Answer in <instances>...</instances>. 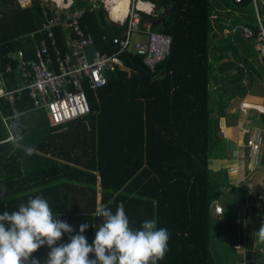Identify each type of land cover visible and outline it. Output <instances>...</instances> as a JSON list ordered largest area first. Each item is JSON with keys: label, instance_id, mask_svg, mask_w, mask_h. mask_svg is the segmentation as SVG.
Wrapping results in <instances>:
<instances>
[{"label": "trees", "instance_id": "trees-1", "mask_svg": "<svg viewBox=\"0 0 264 264\" xmlns=\"http://www.w3.org/2000/svg\"><path fill=\"white\" fill-rule=\"evenodd\" d=\"M73 1L70 11L79 14L92 49L116 53L113 41L128 25L109 22L101 0ZM142 1L166 11L163 24L152 23V29L172 39L169 56L155 70L143 57L122 53L129 72L106 73L98 89L85 85L89 113L56 126L45 108L34 107L27 90L13 104L0 100V214L41 195L78 232L82 223L102 222L95 215L99 206L115 212L123 202L133 228L156 219L169 230V251L159 264H217L213 247L220 242L226 264H235L239 244L248 264H264V242L255 235L264 223V197L234 188L236 207H246L245 220L216 219L213 204L225 194L210 170L215 95L226 107L256 83L264 91V53L255 48L264 30L259 0H224L220 5L227 8L219 11L212 0ZM249 5L252 11L241 16L232 10ZM52 16L42 0L29 6L0 0V70L9 90L23 85L9 54L23 50L27 59L36 58L37 47L48 42L43 26ZM53 31L66 52V33ZM241 37L247 47L238 43ZM4 117L16 141L8 140ZM29 147L36 149L32 156L26 155ZM95 232L89 227L84 233L89 243ZM67 241L65 234L61 242ZM47 251L42 247L33 255L44 260Z\"/></svg>", "mask_w": 264, "mask_h": 264}, {"label": "built area", "instance_id": "built-area-1", "mask_svg": "<svg viewBox=\"0 0 264 264\" xmlns=\"http://www.w3.org/2000/svg\"><path fill=\"white\" fill-rule=\"evenodd\" d=\"M24 1L20 0L22 4L25 3ZM104 2L111 15L109 1ZM143 2L133 0V4H130L123 23L128 25V29L122 38L113 41V44L119 48L113 54L92 49L93 39L81 28L79 14L70 11L74 4L73 0H68L67 6L50 7L47 3L49 10L53 12V16L43 26L48 42L43 41L37 47L34 59H27L23 50L9 54L8 59L17 65L18 76L23 85L10 92L4 72L0 70V99L13 104L17 95L27 90L32 97L34 107L45 108L50 123L56 126L84 117L89 113L90 105L85 85L89 89H98L106 84V73L117 70L129 72L120 57L122 53L143 57L147 67L155 70L169 56L172 39L168 35L154 31L151 21H143L144 11L148 12L144 14L149 15L156 10L155 5L149 2L144 4H148L150 9L140 8L139 4ZM56 29L66 33V52H62L57 46L53 31ZM243 30L245 37L252 36L248 28ZM134 34L143 36L145 39L133 40ZM258 41L256 48L264 53L263 29L259 33ZM12 70L13 66L9 65L8 72ZM241 110L243 113L247 111L244 105L241 106ZM4 122L8 127V140L16 141L9 127V118L4 117ZM251 137L247 146L255 156L264 147L263 132L255 130ZM261 160L262 155L260 154L254 166L255 169L260 168ZM214 214L218 217L223 216V209L215 208ZM245 215L244 211L238 214V222L244 220ZM236 250L245 254V249L241 244L236 246ZM43 261L41 260V264ZM237 264H248V262L244 259Z\"/></svg>", "mask_w": 264, "mask_h": 264}, {"label": "clouds", "instance_id": "clouds-1", "mask_svg": "<svg viewBox=\"0 0 264 264\" xmlns=\"http://www.w3.org/2000/svg\"><path fill=\"white\" fill-rule=\"evenodd\" d=\"M35 151L29 147L26 155ZM59 215L41 195L0 214V264H41L33 254L42 247L48 249L43 264H159L169 251V230L156 219L133 228L123 202L115 212L99 206L95 215L102 222L82 223L78 232ZM89 227L96 228L92 243L84 234ZM65 234L68 241L61 242ZM255 235L264 242V223Z\"/></svg>", "mask_w": 264, "mask_h": 264}, {"label": "crops", "instance_id": "crops-1", "mask_svg": "<svg viewBox=\"0 0 264 264\" xmlns=\"http://www.w3.org/2000/svg\"><path fill=\"white\" fill-rule=\"evenodd\" d=\"M111 1L109 3L111 5L110 10L112 20L122 22L127 13L129 4L128 0ZM141 2L143 1L141 0ZM142 7L150 9L148 4H143ZM155 8L157 7L155 6ZM257 85L258 84L256 83L251 89V92L245 98H235L231 100L226 107H224V105L220 107L221 102L224 101H217L218 94L217 96L215 95L214 98L215 108L213 109L214 120L212 135L222 153H220L215 159L213 170L215 172L223 171V174L228 175V180L224 181L225 188H222L225 190L223 194L232 193L234 188H240V185L243 182L250 180V178L262 167L261 164L260 168L257 170L255 169L256 167L252 166V158L249 156V149L246 146L248 139L255 130L264 131V121L262 120V117L264 116V91L261 90L260 93V89L258 90L259 86L255 88ZM0 100L8 102L5 99ZM243 105L246 107V114L241 113V106ZM260 154L263 156L264 147ZM248 158L251 160L250 164ZM249 194L252 195L251 192H249ZM255 198L260 199L261 195L259 197H256L255 195ZM247 199L248 193H245V202H247ZM230 201L235 204L237 203V199L235 198H232V200L230 199ZM213 207L212 212L216 219L220 220L224 215H230L229 211L226 212L222 205L219 204V201H216L213 204ZM217 207L223 209V216L218 217L214 214L215 208ZM245 208L239 210V205L236 207V218H238V214L241 212L244 211L245 213ZM242 221H239V223ZM244 259L247 261L246 255L242 251L238 252L235 256V264L241 263Z\"/></svg>", "mask_w": 264, "mask_h": 264}, {"label": "rangeland", "instance_id": "rangeland-1", "mask_svg": "<svg viewBox=\"0 0 264 264\" xmlns=\"http://www.w3.org/2000/svg\"><path fill=\"white\" fill-rule=\"evenodd\" d=\"M33 0H25L24 2V6H29L31 4ZM42 1H45L46 3L49 4L50 7H54V6H67V3H68V0H42ZM103 5L105 6L106 8V5L104 1H111V0H101ZM224 0H212V5H213V8L216 9L217 11L219 10H222L224 8H227V6H222L220 5V3H222ZM112 2V1H111ZM113 3V2H112ZM130 4L132 5L133 4V0H130ZM130 6V5H129ZM256 3H255V8H256ZM259 7H260V11L262 13V15H264V3L262 2V0H259ZM107 12H108V21L111 22V23H114V24H117V25H123L124 23V20L121 22V23H116L117 21L114 22V20H112V17L111 15H109V11L108 9H106ZM235 14L237 16H241V15H244L245 13H249L252 11V6L249 5V6H244V7H237L234 9H232ZM144 12H147V11H144ZM143 12V13H144ZM148 13V12H147ZM146 14V13H145ZM133 40H142V39H145L144 37L140 36V35H137V34H134L132 36ZM238 43L240 45H244L247 47V44H250L248 40H245L243 39L242 37L238 39ZM258 46V44L255 46V48ZM257 49V48H256ZM213 58H214V54H213ZM15 91V90H13ZM10 92H12V90H10ZM241 113L242 114H246V113H243V111L241 110ZM81 118V117H79ZM259 131V130H258ZM260 132H263L264 131H260ZM252 138V137H250ZM249 138V139H250ZM248 139V140H249ZM262 139L264 140V135L262 137ZM211 151H210V156H211V164H210V170H211V175H212V179L213 181L217 182V184L221 185L220 189L222 188H225L224 187V181L228 180V175H225L223 174L224 172L223 171H219V172H215L213 170V166H214V162H215V159L218 157V155L221 152V149L219 147V145L217 144V142L215 141L214 139V136L212 135L211 137ZM248 142V141H247ZM247 146V145H246ZM248 148V146H247ZM249 149V148H248ZM249 156L252 158V166H255L256 165V162L258 161V159L260 158V152L258 154H256L254 156V152H251V150H249ZM262 159H263V156H262ZM249 160V164L251 163V160L248 158ZM248 163V162H247ZM262 164V160H261V163H260V166ZM259 169V168H258ZM257 169V170H258ZM255 170V171H257ZM260 170V169H259ZM256 174V173H255ZM254 174V175H255ZM253 175V176H254ZM252 178V177H251ZM250 178V179H251ZM236 194L234 192L232 193H229V194H225L224 196H222V198L219 200V204L222 205V207L225 209L226 212L229 211V214L230 215H226L228 217H236V204L235 203H232V201H230V199L232 200V198H235ZM231 202V203H230ZM214 239V238H213ZM215 242V241H214ZM223 249H224V245L220 242V243H217L216 247H213V253L216 257V260H217V264H226L227 263V257L225 256L224 258H222V255H223ZM241 252V251H239ZM224 256V255H223Z\"/></svg>", "mask_w": 264, "mask_h": 264}, {"label": "water", "instance_id": "water-1", "mask_svg": "<svg viewBox=\"0 0 264 264\" xmlns=\"http://www.w3.org/2000/svg\"><path fill=\"white\" fill-rule=\"evenodd\" d=\"M165 12L166 11L162 7L156 8V10L153 13L155 17L152 18L151 22L156 25H162L163 24L162 14H165ZM240 188L249 191L251 193H257L262 197H264V166H262L260 170H258L250 180L243 182L240 185ZM221 190L223 193L225 192L224 189Z\"/></svg>", "mask_w": 264, "mask_h": 264}, {"label": "bare ground", "instance_id": "bare-ground-1", "mask_svg": "<svg viewBox=\"0 0 264 264\" xmlns=\"http://www.w3.org/2000/svg\"><path fill=\"white\" fill-rule=\"evenodd\" d=\"M128 2H129V4H128V9H129L130 0H128ZM120 4H121V3H120ZM143 4H144V3H140V4H139V7H140V8H143V7H142ZM128 9H127V12H128ZM126 14H127V13H126ZM148 16L155 17L153 13H150Z\"/></svg>", "mask_w": 264, "mask_h": 264}]
</instances>
